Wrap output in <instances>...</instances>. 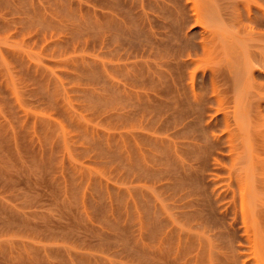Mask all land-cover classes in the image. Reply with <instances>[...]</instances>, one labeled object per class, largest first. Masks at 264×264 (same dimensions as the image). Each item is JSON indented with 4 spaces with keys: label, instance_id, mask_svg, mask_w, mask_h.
Instances as JSON below:
<instances>
[{
    "label": "rangeland",
    "instance_id": "rangeland-1",
    "mask_svg": "<svg viewBox=\"0 0 264 264\" xmlns=\"http://www.w3.org/2000/svg\"><path fill=\"white\" fill-rule=\"evenodd\" d=\"M0 264H264V0H0Z\"/></svg>",
    "mask_w": 264,
    "mask_h": 264
}]
</instances>
